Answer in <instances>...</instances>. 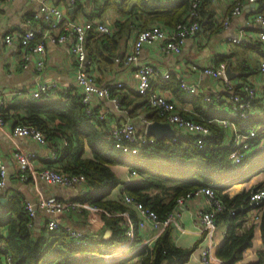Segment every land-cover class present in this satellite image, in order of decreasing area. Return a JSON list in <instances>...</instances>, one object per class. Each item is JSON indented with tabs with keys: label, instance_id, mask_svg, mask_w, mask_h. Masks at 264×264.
<instances>
[{
	"label": "crops",
	"instance_id": "1",
	"mask_svg": "<svg viewBox=\"0 0 264 264\" xmlns=\"http://www.w3.org/2000/svg\"><path fill=\"white\" fill-rule=\"evenodd\" d=\"M49 1L59 6L64 11V16L67 19H99L113 26L115 21H124L129 16L115 11L112 7L107 8L101 15L94 14L99 6L104 5L107 1L119 4L124 0H76L75 3H71L69 0ZM245 4L239 15L232 17L225 27L220 28L214 25L215 19L222 17L228 11L230 1L209 0L208 7L211 10V22L204 24L205 20H203L199 31L185 40L179 53L161 51L157 42L146 43L142 46L136 61L132 63H124L121 58H124L131 50L137 29L143 28L138 26V24H143V19L137 17L129 19L126 22L127 29L115 27V31L118 29L115 35L118 37L119 43L115 54L120 60L117 61L116 57L105 59L94 57L90 54L95 60V82L99 85H108L112 90V95L117 97L118 104L106 97L90 95L88 104L91 112L93 111L95 116H102L103 123H105L107 129L121 121L129 120L146 137H153L154 142L156 137L145 133L146 125L154 120H165L158 114L156 109L148 104L147 94L149 90L143 92L138 88L136 71L137 67L143 64H151L156 70L155 75L150 78L151 90L167 95L182 108L183 114L194 118L204 120V116L208 114L213 116L210 118L211 121H218L220 118L218 116L219 112L222 114L227 113L221 111L223 106L220 104L206 106L200 95L187 94L181 89H174L171 81L169 86H164L166 78H172V81L174 80L173 82L178 83V86L179 80L184 79L189 84H195L200 93L224 95L226 87L222 79L204 74L202 69L219 62L230 63L231 68L237 71L238 74L228 80L232 84L240 83L241 81L250 83L255 87L258 94L264 97V76L257 69L258 61L264 56L260 51L258 52L253 48V45H257L259 42L254 33L261 28L255 17L261 14L257 13L258 8L254 5L245 6ZM37 6L38 2L33 0H0V116L3 121L0 124V154L8 170L6 183L1 193L18 192L24 200L31 201H36L43 196L54 195L64 201L80 202L77 197L83 191L85 192V184L75 188L65 187L39 180L33 175L34 170L41 167L59 166L58 157L60 153L56 158L53 157V154L57 151L61 152L59 148L62 146L63 133L55 130L48 133V135L45 134V144L37 143L30 137L12 133V126L16 123L15 115H22V112L18 109L15 110L12 105L23 99H31L29 92L35 87L37 82L54 81L57 84V90L49 98L50 100H58L65 93L74 94L75 92L76 62L70 52L69 40L63 43L45 42V64L41 69L36 68L37 54H31L29 59L25 60L19 44L16 42L6 44L3 41L5 33L22 31L27 27L39 29L42 26L40 20L31 18ZM154 24L171 27L158 21H149L146 26ZM241 32H243L241 41L233 43L230 37L238 36ZM96 33L100 34L92 31L87 36V50V44L93 42L94 37L97 35ZM259 44L264 47V42H259ZM222 56L225 59L219 60ZM164 73H168V77H164ZM196 98L198 101H196ZM44 99L42 98L41 100ZM257 101L259 102L260 98ZM200 105L205 110L204 113L199 110ZM256 106L259 107V104ZM253 117L252 120H255V123L252 125L262 124L264 121L258 122V120L264 119V109L260 115L255 114ZM103 127L102 129H105ZM224 128L226 132L223 140L228 142L232 137L233 129ZM173 136L176 138V133ZM173 136L168 137H172L173 140ZM15 151L30 154L27 170L29 175L26 179L18 178V164L13 156ZM91 155L89 145L84 142L82 156L90 157ZM174 160L181 163L189 161L181 157H176ZM110 167L122 182L112 189L108 197L118 199L124 193V185L130 181H138L139 176L131 173L129 165L112 164ZM263 180L264 173L260 172L245 181L231 185L225 191L228 196H232L235 193L246 191L260 182L262 183ZM205 205L206 198L201 195L189 198L183 206L177 205L172 209L173 219L169 224L172 242L180 247H189L196 243V247L185 264H200L199 257L202 249H207L208 251L209 264H221V260L216 256V249L223 239L226 225L219 221L214 222V225L209 229H204L199 222L198 210ZM241 212L239 214L242 220L240 229L251 224H254L255 227L252 244L244 249L241 259L238 260L239 264H247L257 259V252L263 246L258 219L254 220L256 210L249 209ZM119 213L115 215L121 216ZM50 217L55 218L58 221V226H62L70 237L72 236L68 233L67 227L81 231L83 239L88 243L77 244L96 245L99 237H104L103 235L107 230L110 231L108 236L111 233V230L102 221L100 210L93 211L88 208L81 211L69 210L57 215L46 213L38 208L31 227L36 231H40ZM163 229L164 227L155 228L152 222L147 220L145 226L139 231L141 234L139 245L153 244L155 238ZM0 233L5 235V227L0 229ZM85 235H88L91 239L85 237ZM99 247L101 248L102 245H99ZM106 248H101L98 254L107 253ZM130 252L128 242L122 241L111 247L109 256L128 255ZM103 256L105 258L108 257L107 254ZM139 259V256H133L125 264H138ZM3 264L7 263L3 261Z\"/></svg>",
	"mask_w": 264,
	"mask_h": 264
},
{
	"label": "trees",
	"instance_id": "2",
	"mask_svg": "<svg viewBox=\"0 0 264 264\" xmlns=\"http://www.w3.org/2000/svg\"><path fill=\"white\" fill-rule=\"evenodd\" d=\"M257 1L260 3L257 13L264 16V0ZM208 3L209 0H201L199 5L201 22L205 20L204 24L211 22L212 17ZM109 7L129 16L124 21H115L116 26H111L110 33H96L93 42L87 44L89 53L94 57H116L119 43L115 34L118 29L128 28L126 22L129 19H143V24H138L140 27L146 26L149 21L173 26L187 11L189 0H124L119 4L107 1L94 14L101 15ZM115 27L118 28L116 31ZM253 46L249 47L260 51L264 56V47L259 42ZM224 59L222 56L219 60ZM170 81L174 89L180 90L178 83L173 82L170 77L166 78L163 85L169 86ZM12 107L22 112V115H15L16 122L32 124L47 135L55 130L63 133L67 142L59 154V166L68 172L84 174L85 192L77 199L82 204L97 207L102 221L111 233L108 237L100 236L96 245H83L75 243L62 226L50 229L45 225L40 231H36L28 224L30 217L24 208L22 195L14 191L4 192L0 194L4 197L0 201V229L5 227L6 233H0V239L11 264H125L133 256H139L138 264H185L196 243L189 247L175 245L169 225L151 246L139 245L141 234L136 228V212L126 207L120 198L108 197L112 189L122 182L110 167L112 164L129 165L136 171L139 180L127 182L123 192L152 209L160 219L176 206L177 197L198 187H211L215 197L223 203L215 214V222L221 221L226 225L223 239L216 249V256L221 264H239L238 260L244 249L252 244L254 224L240 229L242 220L239 214L242 212L232 214L228 209L244 202L249 191L261 182L232 196H228L225 190L255 174L264 173V147L255 148L239 163H232L228 158L229 141L223 140L226 129L217 120L211 121L212 115H205L204 120L195 118L206 123L211 130V134L205 138L203 148L197 146L193 137L177 135L174 141L172 137L155 139L140 152L130 154L123 153L114 146L104 121L95 118L93 111L88 112L87 105L76 94L65 93L58 100L23 99ZM199 110L205 112L201 105ZM218 116H228L241 129L255 123V120H242L237 115L219 112ZM260 121L264 119L258 120ZM261 135L263 134L259 133L258 137ZM84 142L91 149L90 157L82 156ZM176 157L189 161L176 162ZM113 211L128 213L134 227L131 238L128 239L125 234L127 224L124 218L114 215ZM258 226L263 248L257 252V259L247 264H264V203L259 210ZM85 237L90 238L88 235ZM122 241L128 242V249L131 251L128 255L105 258L103 255L110 254L107 250V253L98 254L101 248L113 247Z\"/></svg>",
	"mask_w": 264,
	"mask_h": 264
},
{
	"label": "built area",
	"instance_id": "3",
	"mask_svg": "<svg viewBox=\"0 0 264 264\" xmlns=\"http://www.w3.org/2000/svg\"><path fill=\"white\" fill-rule=\"evenodd\" d=\"M38 2L37 9L32 13V19L40 20L42 26L39 29L34 27H27L22 31L8 32L3 36V41L6 44L16 42L19 44L22 51V56L25 60L29 59L31 54H37L36 68L41 69L45 64V42L63 43L70 41L69 48L76 62L75 71V92L82 102L87 105V111L91 112L88 104L89 96L96 95L98 97H106L118 104L117 97L112 95V90L108 85H99L95 82V60L86 48V38L92 31L98 33H110L111 25L99 19H67L64 16V11L56 4L49 0H33ZM75 3L76 0H69ZM119 1V0H117ZM230 6L227 12L222 17L216 18L214 25L217 27H225L229 20L239 15L245 3L254 2L257 0H229ZM201 0H189V7L184 13L183 17L177 21L173 26L166 27L158 24L138 28L136 37L132 44L131 50L121 58L124 63H132L136 61L140 50L144 44L152 42L159 43L161 51L170 53H179L185 40L195 35L201 27V16L199 12V5ZM256 20L260 25V29L254 34L259 42H264V16L257 15ZM241 32L238 36L230 37L233 43L241 41ZM120 60L118 57L115 58ZM226 63L219 62L203 67L202 73L213 77H220L224 83V95H211L208 93H200L195 84H189L184 79L179 80V87L187 94L200 95L203 103L206 106L211 104L222 105L223 112L227 115H237L242 120L253 119L254 115H260L264 109V97L259 95L255 87L247 82H238L232 84L224 74ZM258 71L264 76V58L258 61ZM138 88L140 91H147L148 104L156 109L158 114L176 130V135L191 136L194 138L198 147L205 146V138L211 134L209 126L199 120H196L190 115H185L181 111L182 108L167 95L151 90L150 78L155 75L156 70L151 64H143L137 67ZM168 77V73L163 74ZM118 86H120L118 84ZM57 90V84L54 81H39L33 89L29 92L31 99H49ZM260 98V101L257 100ZM257 101V103H256ZM259 104V107L256 105ZM95 118L102 119V116H95ZM0 116V124H2ZM218 122L223 127L232 128V137L229 140L228 158L232 163H239L244 156L250 153L255 148L264 147V122L258 125H250L246 129H241L228 118V116L220 117ZM12 133L14 135L27 136L40 144L46 143L45 133L32 124H25L16 122L12 126ZM259 133L263 134L258 137ZM109 136L114 146L120 149L123 153L136 154L147 144L153 142V137H146L140 132L134 123L131 121H121L109 129ZM175 136H173V140ZM65 137L62 138V146L60 151L66 144ZM60 152H55L53 157L56 158ZM14 158L18 164V178L26 179L29 175L27 172L30 154L15 151ZM131 173L136 175V171L131 169ZM33 175L39 180H43L50 184H57L65 187H79L85 184V176L81 172H68L60 166H47L34 170ZM8 176L7 165L0 154V193L6 183ZM203 195L206 198V205L198 210L199 222L204 229H209L215 222L216 212L222 208L223 203L215 197L211 187H198L193 191H188L184 195L177 197L176 206H183L189 198ZM121 202L128 208L133 209L138 220L136 228L140 231L147 220L151 221L155 228L166 227L173 219V210L165 215L163 219L157 217L156 213L145 207L141 202L135 200L131 195L123 193L120 196ZM264 203V182L254 187L247 194L244 202L238 205L230 206L228 209L230 213L238 211H247L255 209L256 214L254 220L259 219L261 205ZM24 208L30 217L29 226L33 224V218L36 209H42L46 213L57 215L69 210L81 211L82 209L99 210L92 205L82 204L74 201H64L58 199L54 195H47L38 198L36 201L24 200ZM114 212L113 214H118ZM124 222L127 224L125 234L127 238L133 236V223L128 217V213L123 211ZM48 228H55L58 226V221L55 218H49L46 222ZM68 233L72 236L76 243H88L82 237V232L67 227ZM152 244H148L151 246ZM107 251L111 247L106 248ZM5 261L11 264L10 257L3 251V243L0 240V264ZM200 264H209V257L207 249H202L199 257Z\"/></svg>",
	"mask_w": 264,
	"mask_h": 264
},
{
	"label": "water",
	"instance_id": "4",
	"mask_svg": "<svg viewBox=\"0 0 264 264\" xmlns=\"http://www.w3.org/2000/svg\"><path fill=\"white\" fill-rule=\"evenodd\" d=\"M249 5H254L256 8H258L259 2L254 1V2H249L248 4H245V6H249ZM224 74H225V77L227 79H230V78L236 76L238 74V72L234 71L231 68L230 64L228 63L225 66ZM145 130H146L145 133L147 135H153L156 137V139H161L164 136H167V137L173 136L176 133V130L170 125V123H168L167 121H158V120H154V121L149 122L146 125ZM3 200H4V198L0 197V201H3ZM109 232L110 231L107 230L103 236L107 237Z\"/></svg>",
	"mask_w": 264,
	"mask_h": 264
},
{
	"label": "rangeland",
	"instance_id": "5",
	"mask_svg": "<svg viewBox=\"0 0 264 264\" xmlns=\"http://www.w3.org/2000/svg\"><path fill=\"white\" fill-rule=\"evenodd\" d=\"M108 257H110V256H108Z\"/></svg>",
	"mask_w": 264,
	"mask_h": 264
}]
</instances>
